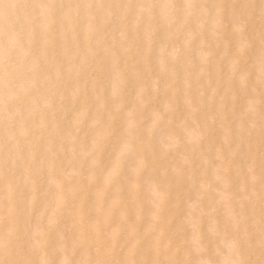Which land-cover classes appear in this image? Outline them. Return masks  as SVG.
<instances>
[{
  "label": "snow or ice",
  "instance_id": "6c2138e0",
  "mask_svg": "<svg viewBox=\"0 0 264 264\" xmlns=\"http://www.w3.org/2000/svg\"><path fill=\"white\" fill-rule=\"evenodd\" d=\"M0 264H264V0H0Z\"/></svg>",
  "mask_w": 264,
  "mask_h": 264
},
{
  "label": "bare ground",
  "instance_id": "6f19581e",
  "mask_svg": "<svg viewBox=\"0 0 264 264\" xmlns=\"http://www.w3.org/2000/svg\"><path fill=\"white\" fill-rule=\"evenodd\" d=\"M173 55V49L169 48L168 50V58L169 60L171 59ZM208 55V50L207 49H201L199 51H197L195 53V59L198 63H201V64H204V59L207 57ZM206 67V65H205ZM155 72L156 73H160V68L158 65L155 66ZM150 85L153 89V94L155 95V89L157 87H160L161 88V92H160V100L159 102L157 103L156 107H157V110L160 111V112H168L170 110V107H174L175 106V101H169L167 100L165 97H164V94H163V87H164V84H163V81L161 80L159 84H157L156 80H151L150 82ZM75 92V88H70L68 90V94L69 95H72L73 93ZM182 102V100H181ZM256 103L258 104L259 103V97L257 95L256 97ZM71 118V117H70ZM178 128V127H177ZM179 129V128H178ZM177 129V130H178ZM179 132V131H177ZM257 136H258V130H257ZM181 138L183 139V141L187 142L191 139V136L189 133L185 132V133H182L181 134ZM168 137H164V139L162 140H158V142L154 145V148L157 152H166L167 149H168V145L165 141H167ZM224 143V137L222 135L218 136L217 137V146H219L220 144H223ZM171 160V157H168L167 160H162V163L164 164H167L169 161ZM69 171H72V169H69ZM147 186L145 187V192H147ZM147 222L148 224V221H145ZM147 224H143L144 228L147 227ZM208 229V226L206 225L205 226V230L207 231Z\"/></svg>",
  "mask_w": 264,
  "mask_h": 264
},
{
  "label": "rangeland",
  "instance_id": "374dc122",
  "mask_svg": "<svg viewBox=\"0 0 264 264\" xmlns=\"http://www.w3.org/2000/svg\"><path fill=\"white\" fill-rule=\"evenodd\" d=\"M177 129H178V128H177ZM177 129H176V130H177ZM177 131H179V129H178ZM145 221H146V220H145ZM145 221L143 222V224H147V222H145ZM143 224L141 225V227H144ZM145 228H146V227H145Z\"/></svg>",
  "mask_w": 264,
  "mask_h": 264
}]
</instances>
